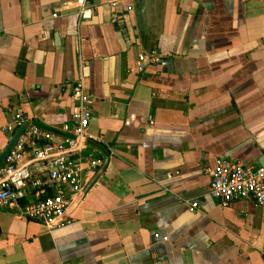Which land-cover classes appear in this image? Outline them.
<instances>
[{
    "label": "crops",
    "instance_id": "obj_1",
    "mask_svg": "<svg viewBox=\"0 0 264 264\" xmlns=\"http://www.w3.org/2000/svg\"><path fill=\"white\" fill-rule=\"evenodd\" d=\"M76 1L0 0V155L19 111L63 134L82 75L109 163L71 225L0 208V264H264V211L210 194L218 157L264 166V0Z\"/></svg>",
    "mask_w": 264,
    "mask_h": 264
},
{
    "label": "built area",
    "instance_id": "obj_2",
    "mask_svg": "<svg viewBox=\"0 0 264 264\" xmlns=\"http://www.w3.org/2000/svg\"><path fill=\"white\" fill-rule=\"evenodd\" d=\"M111 6L115 8L117 3ZM76 11L82 21H88L96 7L89 0H77ZM160 62L157 53H143L133 72L142 74L150 64ZM73 97L77 105L71 121L60 129L65 135L31 124L22 111L2 127L3 132L14 134L27 125L0 167V208L17 206L22 217L53 229L74 223L64 217L103 164V159L96 156L100 151L88 144H100L103 139L89 134L92 99L82 75L76 80ZM28 146L31 148L27 156ZM211 179L210 194L222 207L238 200H252L264 211V166H244L220 156L211 170ZM188 205L191 213L198 211L197 201H189Z\"/></svg>",
    "mask_w": 264,
    "mask_h": 264
},
{
    "label": "water",
    "instance_id": "obj_3",
    "mask_svg": "<svg viewBox=\"0 0 264 264\" xmlns=\"http://www.w3.org/2000/svg\"><path fill=\"white\" fill-rule=\"evenodd\" d=\"M114 27L116 29H119V24L115 23ZM27 129V125L23 126L22 128H20L16 133H14L13 138L11 139L8 147L6 148V150L0 155V167L5 163L6 158L8 157L9 153L12 151V149L15 147V145L17 144V142L19 141L20 137L23 135V133L26 131ZM52 131V130H50ZM55 132L57 134H61V135H65L62 134L58 131H52ZM88 144L92 147L97 148L104 156H105V160L104 163L102 164V166L100 167V169L98 170L97 174L95 175V177L88 183L87 187L84 189V191L79 195L78 199L75 201V203L72 205V207L69 209V211L66 213L65 218L69 217L72 210L80 203L81 199L84 197L85 193L87 192V190H89L95 183L96 181L99 179V177L103 174V172L105 171L108 163H109V152L106 150L105 147H103L102 145H100L99 143H96L94 141H88Z\"/></svg>",
    "mask_w": 264,
    "mask_h": 264
},
{
    "label": "trees",
    "instance_id": "obj_4",
    "mask_svg": "<svg viewBox=\"0 0 264 264\" xmlns=\"http://www.w3.org/2000/svg\"><path fill=\"white\" fill-rule=\"evenodd\" d=\"M99 158H102V154H99Z\"/></svg>",
    "mask_w": 264,
    "mask_h": 264
}]
</instances>
